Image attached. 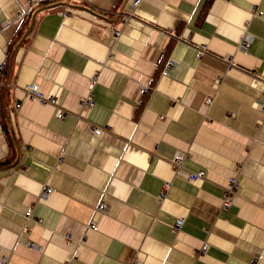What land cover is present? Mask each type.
I'll use <instances>...</instances> for the list:
<instances>
[{
    "label": "crops",
    "instance_id": "crops-1",
    "mask_svg": "<svg viewBox=\"0 0 264 264\" xmlns=\"http://www.w3.org/2000/svg\"><path fill=\"white\" fill-rule=\"evenodd\" d=\"M0 65V264H264V0H0Z\"/></svg>",
    "mask_w": 264,
    "mask_h": 264
},
{
    "label": "built area",
    "instance_id": "built-area-1",
    "mask_svg": "<svg viewBox=\"0 0 264 264\" xmlns=\"http://www.w3.org/2000/svg\"><path fill=\"white\" fill-rule=\"evenodd\" d=\"M140 1L141 0H133V7H137L139 4H140ZM254 15H259L261 16L262 15V11L261 10H255L254 11ZM125 20H127V17H125ZM253 39L252 37L246 33L245 36L243 37V39L241 40V47L244 48V49H247L251 43H252ZM176 64V62H174L173 60H169L166 64V67L165 69L163 70V74H168L170 69ZM0 69H3V65H0ZM26 92H27V95L29 96H42V93L40 91V87L38 84H30V85H27L26 87ZM145 91H147V88L145 87L144 88ZM51 102H54V98L53 97H49L48 98ZM85 104L89 107L92 106L93 104V100H92V96H89L86 100H85ZM21 103H17L16 106L17 107H20ZM263 109H264V106H263ZM58 116L59 117H63L65 115V112L63 110H59L58 111ZM94 133L95 134H100L101 133V129L100 128H95L94 129ZM188 156V153H185V152H177L171 159V163L173 165V167L178 170L181 168L182 166V163H183V160ZM204 176H206V171L205 170H199L197 172H193V173H190L189 174V179H198V178H203ZM168 186V183L165 184V187ZM239 186V182L237 180V178H232L231 179V183H230V186H229V189H228V192H227V197L226 199L224 200V206L225 207H228L230 206V204L233 202L232 198H233V194L235 192V190L238 188ZM52 191V189L50 187H46L44 190H43V195H47L49 194L50 192ZM98 209L99 210H105L106 209V203L105 202H102L101 204H99L98 206ZM31 213H32V210L29 209L27 210L26 212V216L27 217H30L31 216ZM183 221H184V218H179V220H177V222L175 223V228L176 229H179L182 224H183ZM91 227L93 229H97L98 226L95 224V223H92L91 224ZM31 246H35V244L31 243ZM203 251H205V249H203ZM7 262V258H4L1 262V264H6ZM69 264H73L72 262H70Z\"/></svg>",
    "mask_w": 264,
    "mask_h": 264
},
{
    "label": "trees",
    "instance_id": "trees-1",
    "mask_svg": "<svg viewBox=\"0 0 264 264\" xmlns=\"http://www.w3.org/2000/svg\"><path fill=\"white\" fill-rule=\"evenodd\" d=\"M28 21H29V18H26L25 21L23 22V27L28 23ZM1 164L10 165L11 164V160H9V158H7Z\"/></svg>",
    "mask_w": 264,
    "mask_h": 264
}]
</instances>
